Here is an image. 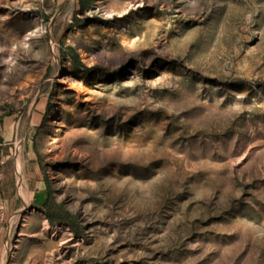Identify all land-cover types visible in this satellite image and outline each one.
<instances>
[{
    "label": "rangeland",
    "instance_id": "1",
    "mask_svg": "<svg viewBox=\"0 0 264 264\" xmlns=\"http://www.w3.org/2000/svg\"><path fill=\"white\" fill-rule=\"evenodd\" d=\"M0 264H264V0H0Z\"/></svg>",
    "mask_w": 264,
    "mask_h": 264
},
{
    "label": "trees",
    "instance_id": "2",
    "mask_svg": "<svg viewBox=\"0 0 264 264\" xmlns=\"http://www.w3.org/2000/svg\"><path fill=\"white\" fill-rule=\"evenodd\" d=\"M84 6V5H83ZM78 62V61H76ZM48 194L43 202V206L45 209H47V216L51 223H55L57 221H60L61 217L57 215V213L53 212L52 205H53V198L52 194L48 189H46Z\"/></svg>",
    "mask_w": 264,
    "mask_h": 264
},
{
    "label": "crops",
    "instance_id": "3",
    "mask_svg": "<svg viewBox=\"0 0 264 264\" xmlns=\"http://www.w3.org/2000/svg\"><path fill=\"white\" fill-rule=\"evenodd\" d=\"M10 127H11V125L9 126V128H10ZM9 128H8V129H9ZM7 133L9 134L10 132H7ZM9 135H10V134H9Z\"/></svg>",
    "mask_w": 264,
    "mask_h": 264
}]
</instances>
